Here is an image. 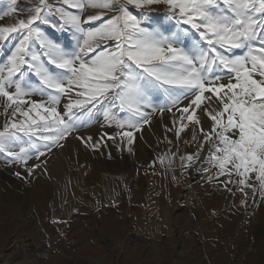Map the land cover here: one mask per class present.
<instances>
[{
  "label": "snow or ice",
  "instance_id": "obj_1",
  "mask_svg": "<svg viewBox=\"0 0 264 264\" xmlns=\"http://www.w3.org/2000/svg\"><path fill=\"white\" fill-rule=\"evenodd\" d=\"M63 3L77 10L55 9L75 40L71 49L51 40L36 26L37 21L50 23L52 6L48 0H38L29 9H17V0H9L7 11L0 16L30 13L11 26H0V50H5L0 56V98L4 100L3 114L10 115L0 130V154L26 163L29 149L38 151L36 141L49 149L59 145L109 103L116 107L118 102L119 108L133 117L126 122L117 120L118 128L138 131L141 122L147 124L150 119L142 107L150 100L158 102L163 93L166 99L161 112L171 111L181 100L191 98L187 107L177 108V138L189 124L195 126L193 140L197 128L203 137L195 156H182L181 161L198 159L208 145L204 162L209 167L202 170L211 173L215 169V176L208 177L210 182L225 176L228 179L223 183L228 191V184H238V191L250 188L253 196L259 192L264 199V0ZM127 5L136 9L164 5L167 15L134 14ZM86 8L117 14L106 20L104 13L88 15L82 22L80 13ZM172 20L189 27L178 28ZM96 21L100 23L88 27ZM37 42L39 51H34ZM26 73L38 77V81L25 79ZM225 78L227 83L223 82ZM34 95L47 99L36 102L31 99ZM62 97L68 101L63 113L58 110ZM197 110L211 121L210 130L202 126ZM104 116L109 122L114 119L110 110H105ZM19 134L28 136L30 143L28 148L14 151L10 145L21 139ZM118 135L127 138L129 145L134 142L133 131ZM80 139L86 146L91 141V137ZM91 146L99 148V144ZM164 159L161 157V163ZM27 171L31 175L34 168Z\"/></svg>",
  "mask_w": 264,
  "mask_h": 264
},
{
  "label": "rangeland",
  "instance_id": "obj_2",
  "mask_svg": "<svg viewBox=\"0 0 264 264\" xmlns=\"http://www.w3.org/2000/svg\"><path fill=\"white\" fill-rule=\"evenodd\" d=\"M124 2L125 0H121V3ZM8 3L9 0H0V16L7 11ZM37 3L38 0H17L16 7L29 9ZM48 3L52 6L48 15L50 23L37 21L36 26L51 40L59 41L63 47L73 48L75 40L72 33L58 18L60 15L55 9L62 7L71 12L77 10L68 9L63 0H48ZM127 7L134 14L142 12L167 15L164 5L140 9L132 5ZM91 12L90 15L104 13V20L117 14L103 9H92ZM28 15V11H17L0 18V26H11L18 19H27ZM86 18L81 16V21ZM99 23L100 21L92 22L88 27H95ZM171 23L178 25L177 20H172ZM33 50L39 51L38 42ZM4 55L5 50H0V56ZM53 70L55 71L54 68ZM25 79L37 81L38 77L28 76L26 73ZM158 98L159 103L165 102L163 93ZM116 103V107L110 103L105 104L104 109L96 112L93 119L80 127H91L92 130L95 128L93 132L98 131L94 132L88 146L81 141L82 145L80 142V146L75 145V151L77 147L87 148V155L82 160H76L77 156H74L66 162L70 175L76 177L77 185L78 205L70 212L57 208L59 187L56 180L35 171L28 174L27 170L31 168L33 159L31 154H35L37 149H29L26 163L13 161L0 154V264H207L205 258L210 259L209 256L198 259L196 257L203 250L202 236L198 228L212 222H230L229 230L233 237L230 236L229 243H226L229 245L228 251H233L232 246L239 244L238 252L241 256L246 254L244 251L249 246H256V264H264V199L259 192L253 196L250 188L244 189L248 193L245 197L244 192L237 190L240 187L238 184H228L227 188L231 189L228 191L223 183L228 179L225 176L210 182L208 177L210 174L215 176V169L211 173L202 170L209 167L204 162L208 145L199 153L198 159L194 158L191 162L181 161L182 156H195L202 141L172 140V143H164L160 140V144L158 142L154 147L149 144L139 147L136 143L129 145L122 140L115 144V139L110 140L108 136L106 141L114 143V150L102 143L105 146H102L104 153L97 156V149H94L92 154L91 145L96 143L94 139H97L98 134V137L101 134L106 135L109 129V124L106 126L109 121L104 119L105 110L114 114L115 122L122 121L129 115L128 119L132 118L130 113L122 111L118 102ZM153 103L158 104L152 100L148 102L152 108ZM147 108L142 107L143 111ZM10 112L11 109L9 114ZM3 113L4 100L0 98V130H3L6 119L10 118V115L6 117ZM99 121L106 122V125ZM115 126L117 127L116 124ZM125 128L124 131H127L128 128ZM119 130L123 131L121 128ZM100 131L102 133H98ZM19 135L21 139L15 145H10L14 151H19L20 147L28 148L30 143L28 136ZM133 135L135 137V131ZM41 143H37L38 148L45 147ZM111 143L107 142V145ZM168 151L177 158L174 166L161 163V157L166 156L165 152ZM185 163H190V166L182 167ZM84 164L82 169L79 165ZM233 179L238 180V177ZM92 189L98 191L95 197ZM242 200L246 202L241 203ZM206 204L209 206L208 210L203 208ZM151 208L156 214H163L166 218L161 232L153 236L147 235L145 230L138 233L136 226ZM221 212H224V217L218 220ZM253 216H257L254 221L251 220ZM240 236L243 237L239 238ZM166 246L170 252L168 258L164 251ZM185 251H193L194 254L188 257ZM233 260L229 254L227 264H233Z\"/></svg>",
  "mask_w": 264,
  "mask_h": 264
},
{
  "label": "bare ground",
  "instance_id": "obj_3",
  "mask_svg": "<svg viewBox=\"0 0 264 264\" xmlns=\"http://www.w3.org/2000/svg\"><path fill=\"white\" fill-rule=\"evenodd\" d=\"M91 10H92L91 8H86L83 10V13H80V15L82 14L81 16L87 17L88 15H90L92 13ZM58 18H60V16ZM178 28H180V26H178ZM64 48L71 49L72 47H64ZM223 82L227 83V79L225 78ZM33 87H36L35 83L33 84ZM206 95H210V94H206ZM31 99L36 101V102H41L43 100H46L47 98L41 97L40 95H34L31 97ZM158 99H160V98H158ZM190 99L191 98L181 100L179 105H177L176 107H173L171 111H168L165 109L163 112H161L160 109L165 107V102L159 103L161 101V99H160V101L158 100V102H156L158 104L153 103L154 108L156 107L155 105H157V106L159 105V107L155 108V110H153L154 108H152L150 106L151 103L148 104L147 105L148 108L145 111H143V109H142V112L150 114L149 122L147 124H144L141 122L140 129L138 131L135 129H131V131H133V133L135 131V137H134L133 143H136L139 147H141L143 144H149V145H152L154 147L160 140L164 141V143H167V141L172 143V140L173 141H182L183 140L184 142L185 141H188V142L202 141L203 137L199 134L198 128L196 129L197 138H196V140H193V128L195 126L192 124H189L188 127L184 131L181 132L179 139L177 138V136L175 134L176 128L179 127V117H180V112L177 111V108L187 107L188 104L190 103ZM67 102H68L67 98H64V97L61 98V102L58 105V110L61 113H63L64 105ZM202 107H203V105H202ZM197 114L201 118L202 126L206 130H210L211 121L204 115L203 111L197 110ZM129 116H127V118H125L123 120L121 119V120L126 122L129 120L128 119ZM136 119H138V117H136ZM174 120L177 121V124L175 126L173 124ZM101 121H102V119H101ZM105 121L107 122L106 119H105ZM184 122L188 123L186 120ZM99 123L106 125L104 122L102 123L99 121ZM108 124H109V127H108L109 129L107 132L105 131L107 134L106 133H105L106 135L101 134L103 137H101V135H100V137H98L99 136V134H98L97 139H94V140H96L95 144H99V148L97 150H95L96 151L95 154L97 156L104 153L105 149L102 147L104 145L106 147H109L112 150H114L115 145H112L113 142L112 143L110 142L111 139L109 140V138H108L109 141H106L108 136L113 137L115 139L114 140V143L116 142L115 144H118L119 142L121 143L122 141H124V143L127 142V138L122 137L121 135H118V133L124 132V129H122L123 131H121V130H119L120 128L115 126V124H116L115 119H113L111 122L107 123L106 126H108ZM100 126H102V125H100ZM97 127L98 126L96 125V128ZM104 128L107 130L106 127H104ZM79 129H80V127L78 129L76 128L65 139L60 140L59 145L52 146L50 149L47 147L38 148V151L35 154L34 153L31 154V159L33 157V159L31 160V163H30L31 168H34V171L39 173L40 175H42L44 177H51L58 182L57 185L59 187L58 188V195L59 196H58L57 208L64 211V212L72 211V209H74L76 207V204H77V200H76L77 185H76V181H75L76 177L74 176L75 177L74 178L72 175H70L68 168L66 166V162L68 159H70L74 156H77V157H75L76 160H77V158H79L78 160H82L87 155V152H86L87 148L85 149L84 147H81L80 149H77L78 148L77 147L76 151H75L74 150L75 145L77 146V144L80 141L82 142V139H80V138H83L85 140L88 137L92 138V136L95 135L94 134L95 131L93 132V130L95 128L93 130L91 127H88V128L85 127V129L83 128L80 130ZM125 129H127V127ZM128 130L129 129H127V131ZM97 131L95 133H97ZM102 132H103V130H102ZM102 132L100 131L98 133H102ZM41 142L42 141H38L37 143H41ZM81 142H80V144H81ZM107 142L111 143L109 145H112V147L107 145ZM102 143L103 144L106 143V144L102 145ZM41 144H43V146H44L43 142ZM82 144H83V142H82ZM126 144H128V143H126ZM159 144H160V142H159ZM117 148H119V147H117ZM39 152H44V155L40 156ZM93 152H94V149L92 151V154H93ZM165 154H166V156H163V157H165L163 164H168L171 166H174L177 164V158H174V156L171 155V153H169V151L165 152ZM38 156H39V158H37ZM36 165H39V167H36ZM79 166L82 169H84L85 164L83 166L82 165H79ZM92 191H93V196L95 197V195L98 193V191H97V189H92ZM207 205L208 204L203 205V208L205 210L206 209L208 210L209 206H207ZM258 213L261 215L260 211H258ZM223 217H224V212H221L218 220H221ZM254 217L257 218V216H253L251 219L252 221H254L256 219ZM165 221H166V218L163 214L158 215L155 213V210L153 208H151L149 210V212H147V214L145 215L144 219H142V221L139 224L137 223L138 225L136 224L137 225L136 228H138L137 229L138 233L145 230L147 235L153 236V235H157L161 232L162 224L165 223ZM229 226H230V222H228V223L225 222L224 224H222V223L217 224V223L212 222L209 225H205L204 227L198 228V230L200 231V234L202 236L203 250L199 251V253H197V255H196L197 259L200 258L201 256H209L210 259H208V257L205 258V260L207 261V264H227V256L230 254L231 258L234 259L233 264H256V252L258 251V247H256V246H253V245L249 246L247 248V251L246 250L244 251V252H246V254H244V252L242 251L244 255H241V256L239 255V252H238V251H240L238 249L239 244L235 243L236 245L232 246L233 251H228L229 248L227 246H229V245H227L226 243L228 242V240L232 234V232L229 230L230 229ZM240 232L241 231H239V233ZM241 235H243V234L241 233ZM231 237H233V236H231ZM242 237L240 236L239 238H242ZM236 239L237 238H235V240ZM232 240H234V239H232ZM239 241H240V239H239ZM164 251H165V256L168 258L170 256L169 255L170 252H169V249L167 248V246L165 247ZM192 252L193 251H191V252L187 251L185 255L189 257L190 255L194 254ZM204 263H206V262H204Z\"/></svg>",
  "mask_w": 264,
  "mask_h": 264
}]
</instances>
